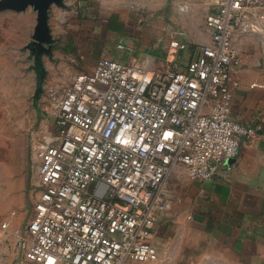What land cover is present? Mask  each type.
Instances as JSON below:
<instances>
[{
	"label": "built area",
	"instance_id": "obj_1",
	"mask_svg": "<svg viewBox=\"0 0 264 264\" xmlns=\"http://www.w3.org/2000/svg\"><path fill=\"white\" fill-rule=\"evenodd\" d=\"M216 3L206 17L211 41L184 69L101 56L56 94L30 136L39 196L20 242L25 260H158L152 240L158 214L173 206L175 166L212 180L237 157L242 138L255 135L257 127L231 116V69L242 64L234 34L250 12L264 25V0ZM8 229L1 221L0 239Z\"/></svg>",
	"mask_w": 264,
	"mask_h": 264
},
{
	"label": "crops",
	"instance_id": "obj_2",
	"mask_svg": "<svg viewBox=\"0 0 264 264\" xmlns=\"http://www.w3.org/2000/svg\"><path fill=\"white\" fill-rule=\"evenodd\" d=\"M216 1L53 3L49 26L54 44L61 45L51 56L42 55L44 82L66 86L74 75L92 71L101 56L124 62L150 57L157 69L175 64L184 69L201 44L211 41L206 17L217 11ZM203 6L210 9L205 25ZM179 9L183 12L177 14ZM256 23L255 12H250L234 34L242 64L231 69V116L257 127L255 135L242 138L235 160L222 164L212 180L191 179L183 165L175 166L173 206L158 214L152 240L158 260L125 264H264V25ZM36 24L37 12L30 6L0 11V222L9 223L0 239V264L17 259L18 264H35L25 260L20 242L39 196L30 152L31 131L40 120L38 82L27 48ZM172 40L179 43L176 49ZM30 96L32 111L27 107Z\"/></svg>",
	"mask_w": 264,
	"mask_h": 264
},
{
	"label": "water",
	"instance_id": "obj_3",
	"mask_svg": "<svg viewBox=\"0 0 264 264\" xmlns=\"http://www.w3.org/2000/svg\"><path fill=\"white\" fill-rule=\"evenodd\" d=\"M53 3L63 5V0H0V11L3 10H25L32 7L37 12V24L32 36V40L27 44L34 56L35 68L37 71L38 94L42 92V85L45 77L42 55H52V46L54 38L49 26V10ZM235 158L228 159L227 162H233Z\"/></svg>",
	"mask_w": 264,
	"mask_h": 264
},
{
	"label": "rangeland",
	"instance_id": "obj_4",
	"mask_svg": "<svg viewBox=\"0 0 264 264\" xmlns=\"http://www.w3.org/2000/svg\"><path fill=\"white\" fill-rule=\"evenodd\" d=\"M209 10L210 9L207 8V7H205V6L202 7L201 13H202V19H203L204 25H205V17L207 15V13L209 12ZM182 12L183 11H180V9L176 11L177 14L182 13ZM167 13H169V12H167ZM172 13H174V12L172 11ZM60 45L61 44H58V46L55 45V44H53L52 49H56V46L57 47H60ZM67 45H69V47H71L72 50L74 49L71 46L72 44H67ZM80 45H81V48L82 47L85 48V44L82 43ZM75 48H76V51H74V52L77 53L78 44L76 45ZM29 51L31 52V54L33 56L32 51L30 49H29ZM75 56H77V55L74 54V56H72V57H75ZM76 58H80V57H76ZM138 58H136V59H138ZM80 62L82 63V61H80ZM34 65H35V61H34ZM61 88H62L61 86L60 87L53 86L52 84H50V82L49 83H47V82H44L43 83V85H42V92L40 93L39 98L37 99L38 116H39L40 119L45 118L46 115H47V113H49V111L51 110L52 104L55 102V96H56V94L59 91H61ZM33 102H34V98L32 96H30L29 99H28V101H27V107H28V110L29 111H32V109L34 108L33 107ZM39 123H40V120L38 119V123L36 124V126H39ZM179 166L183 167L181 164ZM183 168H180L181 170L179 169V171H182ZM33 173H34V177H37V174H36L37 172L36 171H33ZM173 175L174 174H172L170 176V183L172 182ZM180 189H182V188H180ZM31 194L32 195L30 196V200H33L34 201L35 195L33 194L32 190H31ZM29 205H30V203H29ZM25 227H26V224H25V226L22 227V229H25ZM17 261H18V259L16 260V262H13L12 264H18Z\"/></svg>",
	"mask_w": 264,
	"mask_h": 264
},
{
	"label": "bare ground",
	"instance_id": "obj_5",
	"mask_svg": "<svg viewBox=\"0 0 264 264\" xmlns=\"http://www.w3.org/2000/svg\"><path fill=\"white\" fill-rule=\"evenodd\" d=\"M261 28V27H260Z\"/></svg>",
	"mask_w": 264,
	"mask_h": 264
}]
</instances>
